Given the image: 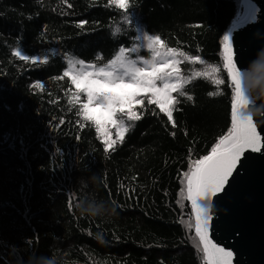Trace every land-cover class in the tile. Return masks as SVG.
I'll use <instances>...</instances> for the list:
<instances>
[{"label": "trees", "instance_id": "16d2710c", "mask_svg": "<svg viewBox=\"0 0 264 264\" xmlns=\"http://www.w3.org/2000/svg\"><path fill=\"white\" fill-rule=\"evenodd\" d=\"M244 2L0 0V264H206L187 174L231 129L223 37ZM142 33L159 36L162 53L176 49L190 82L172 93V120L142 94L140 119L117 112L127 131L107 124L105 134L84 119L86 93L65 73L79 61L104 67L122 48L150 61ZM211 67L220 71L197 76Z\"/></svg>", "mask_w": 264, "mask_h": 264}, {"label": "snow or ice", "instance_id": "6c2138e0", "mask_svg": "<svg viewBox=\"0 0 264 264\" xmlns=\"http://www.w3.org/2000/svg\"><path fill=\"white\" fill-rule=\"evenodd\" d=\"M122 9H126L127 0H112ZM255 9H249L247 19L252 18ZM119 31V29H116ZM145 43L140 48L146 47L152 53V59H131L125 54V49L110 61L106 66L93 68L79 61V70L66 72L70 75L72 83L86 93L87 103L82 105L84 119L93 120L99 131L106 134V125L112 124L121 132L127 131L123 120L114 119L117 112L124 113L128 120H139L140 116L132 111V106L141 104L138 99L142 94L150 93L153 99L149 103L159 105L160 110L172 120L173 108L179 103L172 93L184 96L182 90L186 82L179 75V60L176 59V49H168L162 53L163 41L159 36L142 33ZM140 37L137 38L139 40ZM225 62L223 67L230 78V87L234 89L231 106V129L212 148L211 154L197 159L194 162L193 171L187 174V197L192 202L196 217V234L203 245V253L206 264H231L233 253L217 246L209 238L210 212L212 208L211 197L223 192L229 182L242 155L246 150L259 152L261 150V136L257 130V123L248 113L249 108H257L251 97L249 88L245 85V77L252 78L253 73L249 68L238 67L233 61L229 51L230 37L225 35ZM131 52L138 56V49L132 48ZM17 55H21L18 50ZM179 55H184L179 53ZM169 56L171 57L169 59ZM23 58L27 59V56ZM188 60L203 62L200 57H185ZM218 67H211L207 72H198L197 76H212L218 73ZM175 76V79H173ZM160 81L162 86L157 85ZM216 84L224 83L221 79L214 81ZM190 98V97H189ZM127 112L125 113V108ZM264 116V113H262ZM123 139V137H120ZM114 141H106V149L113 147ZM208 201L200 204V201Z\"/></svg>", "mask_w": 264, "mask_h": 264}, {"label": "water", "instance_id": "95a60500", "mask_svg": "<svg viewBox=\"0 0 264 264\" xmlns=\"http://www.w3.org/2000/svg\"><path fill=\"white\" fill-rule=\"evenodd\" d=\"M246 1L255 11L231 29L228 47L237 66L253 73L245 85L258 107L247 111L259 122L262 146L259 152L246 150L225 190L211 197L208 234L217 246L232 251L231 264H264V0Z\"/></svg>", "mask_w": 264, "mask_h": 264}, {"label": "clouds", "instance_id": "9594fccd", "mask_svg": "<svg viewBox=\"0 0 264 264\" xmlns=\"http://www.w3.org/2000/svg\"><path fill=\"white\" fill-rule=\"evenodd\" d=\"M77 207L82 213L86 215H91V216L101 215L100 206L96 205L94 202L88 204L87 206H85L83 202H80L77 205ZM29 264H55V260L49 257H40L35 260H30Z\"/></svg>", "mask_w": 264, "mask_h": 264}, {"label": "rangeland", "instance_id": "374dc122", "mask_svg": "<svg viewBox=\"0 0 264 264\" xmlns=\"http://www.w3.org/2000/svg\"><path fill=\"white\" fill-rule=\"evenodd\" d=\"M248 13H249V5H248L247 1L245 0V2L243 3V8L240 11V14L238 16V21L237 22L239 23V22L244 21L246 19L247 15H248Z\"/></svg>", "mask_w": 264, "mask_h": 264}, {"label": "bare ground", "instance_id": "6f19581e", "mask_svg": "<svg viewBox=\"0 0 264 264\" xmlns=\"http://www.w3.org/2000/svg\"><path fill=\"white\" fill-rule=\"evenodd\" d=\"M230 36V35H229ZM229 42H231V37H230V40H229Z\"/></svg>", "mask_w": 264, "mask_h": 264}]
</instances>
